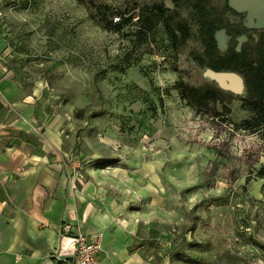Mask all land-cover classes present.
I'll return each mask as SVG.
<instances>
[{
    "label": "rangeland",
    "instance_id": "rangeland-1",
    "mask_svg": "<svg viewBox=\"0 0 264 264\" xmlns=\"http://www.w3.org/2000/svg\"><path fill=\"white\" fill-rule=\"evenodd\" d=\"M81 1L0 0V65L46 114L69 188L110 225L136 224L134 245L152 259L264 264V138L232 127L252 115L240 100L242 75L196 66L188 55L199 48L195 37L179 47L176 72L160 52L142 55L123 72L110 70L128 40L91 15L103 21L102 7L113 17L150 0ZM155 1L189 17L184 3ZM208 1L220 8L226 0ZM223 16L244 30L237 36L216 30L217 50L251 49L264 12ZM211 73L231 76L240 87ZM176 77L216 87L224 100L195 109L175 90L164 94Z\"/></svg>",
    "mask_w": 264,
    "mask_h": 264
},
{
    "label": "crops",
    "instance_id": "crops-1",
    "mask_svg": "<svg viewBox=\"0 0 264 264\" xmlns=\"http://www.w3.org/2000/svg\"><path fill=\"white\" fill-rule=\"evenodd\" d=\"M49 126L33 94L0 65V264L62 261L73 250L71 236L61 233L64 223L100 235L101 264H180L152 259L134 245L136 224L110 225L86 206L84 195L68 186L60 140Z\"/></svg>",
    "mask_w": 264,
    "mask_h": 264
},
{
    "label": "trees",
    "instance_id": "trees-1",
    "mask_svg": "<svg viewBox=\"0 0 264 264\" xmlns=\"http://www.w3.org/2000/svg\"><path fill=\"white\" fill-rule=\"evenodd\" d=\"M170 1L175 6L186 4L189 17L182 19L167 10L163 3L155 0L138 4L135 11L126 15L118 13L116 15L118 20L115 22L112 21V16L104 15L108 12L107 7L100 10L103 12V21L91 15L100 27L119 33L128 40V46L108 65V68L123 72L129 66L136 65L142 55L160 52L169 70L176 72L175 61L179 47L195 37L199 48L190 49L188 55L196 66L207 67L212 71H236L243 77L245 93L240 100L252 115L239 122H233L232 127L259 133L264 138V29L258 33L251 49L241 46L236 50L233 46H228L220 53L214 37L216 30L223 29L229 36L240 35L244 30V27L230 23L223 16L226 11L231 13L236 11L231 9L226 1L220 8L210 5L208 0ZM77 2L82 3L81 0ZM169 90H175L186 104L195 109L205 107L209 102L224 100V94L220 89L211 85L193 87L180 77H176L170 85L163 87L162 92L168 94ZM158 101L162 103L161 97H158ZM213 113L216 116L220 114L215 110ZM262 173V169L258 171V174ZM59 262L62 263L57 261L56 264Z\"/></svg>",
    "mask_w": 264,
    "mask_h": 264
},
{
    "label": "built area",
    "instance_id": "built-area-1",
    "mask_svg": "<svg viewBox=\"0 0 264 264\" xmlns=\"http://www.w3.org/2000/svg\"><path fill=\"white\" fill-rule=\"evenodd\" d=\"M117 20L118 16L114 15L112 21ZM61 233L70 235L73 244L72 253L62 259L63 264H101L96 257V253L100 248V235L98 233L87 236L71 223L62 224Z\"/></svg>",
    "mask_w": 264,
    "mask_h": 264
},
{
    "label": "water",
    "instance_id": "water-1",
    "mask_svg": "<svg viewBox=\"0 0 264 264\" xmlns=\"http://www.w3.org/2000/svg\"><path fill=\"white\" fill-rule=\"evenodd\" d=\"M226 4L236 12H245L247 17L264 12V0H226Z\"/></svg>",
    "mask_w": 264,
    "mask_h": 264
},
{
    "label": "bare ground",
    "instance_id": "bare-ground-1",
    "mask_svg": "<svg viewBox=\"0 0 264 264\" xmlns=\"http://www.w3.org/2000/svg\"><path fill=\"white\" fill-rule=\"evenodd\" d=\"M211 74L221 84H224V85L231 87V88L240 87V83L238 82V80L231 77V76H224V75H220L218 73H211ZM227 79H228V81H226Z\"/></svg>",
    "mask_w": 264,
    "mask_h": 264
},
{
    "label": "flooded vegetation",
    "instance_id": "flooded-vegetation-1",
    "mask_svg": "<svg viewBox=\"0 0 264 264\" xmlns=\"http://www.w3.org/2000/svg\"><path fill=\"white\" fill-rule=\"evenodd\" d=\"M227 12V11H226Z\"/></svg>",
    "mask_w": 264,
    "mask_h": 264
}]
</instances>
